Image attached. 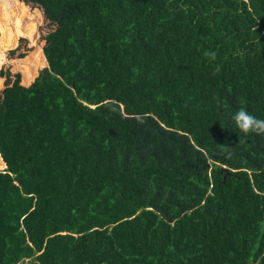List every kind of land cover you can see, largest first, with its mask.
<instances>
[{
  "label": "trees",
  "instance_id": "obj_1",
  "mask_svg": "<svg viewBox=\"0 0 264 264\" xmlns=\"http://www.w3.org/2000/svg\"><path fill=\"white\" fill-rule=\"evenodd\" d=\"M241 108L264 0H0V264H264Z\"/></svg>",
  "mask_w": 264,
  "mask_h": 264
},
{
  "label": "clouds",
  "instance_id": "obj_2",
  "mask_svg": "<svg viewBox=\"0 0 264 264\" xmlns=\"http://www.w3.org/2000/svg\"><path fill=\"white\" fill-rule=\"evenodd\" d=\"M206 55H208L212 60L216 59V54L214 52L211 54L206 53ZM231 118L239 130L244 134L247 135L248 133H256L258 135H264V119H258L249 111L241 108L237 110Z\"/></svg>",
  "mask_w": 264,
  "mask_h": 264
},
{
  "label": "rangeland",
  "instance_id": "obj_3",
  "mask_svg": "<svg viewBox=\"0 0 264 264\" xmlns=\"http://www.w3.org/2000/svg\"><path fill=\"white\" fill-rule=\"evenodd\" d=\"M30 260L29 259H24L20 264H29Z\"/></svg>",
  "mask_w": 264,
  "mask_h": 264
},
{
  "label": "water",
  "instance_id": "obj_4",
  "mask_svg": "<svg viewBox=\"0 0 264 264\" xmlns=\"http://www.w3.org/2000/svg\"><path fill=\"white\" fill-rule=\"evenodd\" d=\"M222 168H224V166H222Z\"/></svg>",
  "mask_w": 264,
  "mask_h": 264
}]
</instances>
